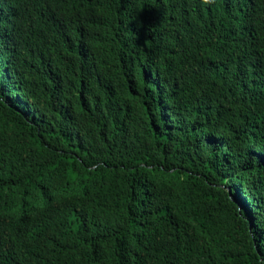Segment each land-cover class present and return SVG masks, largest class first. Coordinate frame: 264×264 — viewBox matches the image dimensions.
Segmentation results:
<instances>
[{
    "label": "trees",
    "instance_id": "1",
    "mask_svg": "<svg viewBox=\"0 0 264 264\" xmlns=\"http://www.w3.org/2000/svg\"><path fill=\"white\" fill-rule=\"evenodd\" d=\"M0 264H264V0H0Z\"/></svg>",
    "mask_w": 264,
    "mask_h": 264
}]
</instances>
